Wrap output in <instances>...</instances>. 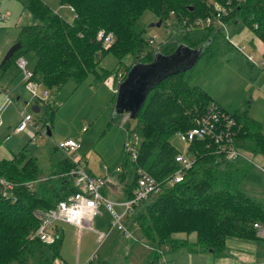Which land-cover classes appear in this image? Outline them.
I'll return each instance as SVG.
<instances>
[{
	"label": "trees",
	"instance_id": "obj_1",
	"mask_svg": "<svg viewBox=\"0 0 264 264\" xmlns=\"http://www.w3.org/2000/svg\"><path fill=\"white\" fill-rule=\"evenodd\" d=\"M61 1L72 7L71 20L43 0L26 1L31 20L19 30L17 40L21 46L0 64V78L15 65L18 56L29 53L35 56L34 78L50 89L69 79L80 83L89 75L102 80L110 72L100 65L107 53L116 56L118 64L128 54L134 62L149 61L154 51L146 47L150 39L138 25L146 9L157 18H170L173 25H182L184 34L179 43L196 47L210 39L206 50L216 42L223 28L214 24L195 25L194 20L212 14L216 4L224 5L227 12L222 19L226 25L238 26L236 33L245 25L264 43V0ZM100 29L113 34L109 46L97 39ZM177 44H166L162 52L170 53ZM42 101L48 105V100ZM212 102L215 101L206 90L189 84L177 73L156 84L136 118L128 120L131 121L126 129L137 135L139 142L137 158L125 156V164L119 163L118 177L125 180V197L133 196L138 168L163 183L161 191L133 206L124 220L126 225L138 228L145 241L203 252L222 251L231 239H261L254 223L264 226V203L250 195L242 183L248 173L245 160H228L215 152L212 140L196 138L188 147L194 162L186 169L184 179L167 181L178 167L174 156L181 151L172 136L196 125ZM230 114L236 120L238 147L249 154H264V132L260 125L242 114ZM50 163L57 167L42 177L36 157L26 156L24 151L10 159H0V178L8 184L0 181V264H53L60 257L63 233L54 227L55 240L47 243L36 229L41 220L39 213L78 190L70 173L76 162L56 145ZM178 232L194 233L195 240L176 237L174 234ZM92 259L85 264H113ZM160 260L155 254L145 264H160Z\"/></svg>",
	"mask_w": 264,
	"mask_h": 264
},
{
	"label": "rangeland",
	"instance_id": "obj_2",
	"mask_svg": "<svg viewBox=\"0 0 264 264\" xmlns=\"http://www.w3.org/2000/svg\"><path fill=\"white\" fill-rule=\"evenodd\" d=\"M26 1L0 0V12L9 13V16L0 18V64L8 48L16 42L21 25L31 20L25 8ZM43 1L62 17L68 20L73 18V10L61 0ZM157 20V16L149 9L144 10L138 19V25L143 28L145 37L153 38V42H148L146 47L154 52L162 51L168 43H179L184 34L182 25H173L172 19L162 20L160 25L155 24ZM237 28L238 26L234 28L231 24L227 25L216 38V42L202 52L196 63L180 74L189 84L206 90L212 99L229 113L252 118L264 132V55L257 44L247 38L250 29L243 25L236 33L234 30ZM234 36L242 37L239 44L245 45L243 50L233 44ZM6 44H9L8 48L5 47ZM248 53H253L252 60L247 58ZM20 56H24L28 61V68L32 69L35 56L31 53ZM131 62L134 61L129 54L118 64L117 57L107 53L102 57L100 65L110 72L102 80L89 75L80 83L69 79L54 89L46 88L41 83L38 86V94L41 95L45 88L48 90V105L42 101L45 99H38L39 111H33L30 106H26L23 113L32 114L33 124L28 125L24 131L15 133L7 145L19 151L24 149L28 156L36 157L37 164L44 174L57 167L55 163L50 165L49 160L54 146L69 137L79 144L74 155L81 156L86 168L96 175H106L110 170L114 171L120 162L125 164L123 143L126 138V126L133 119L123 123L122 114L113 115L115 92L107 87L104 81L111 77L116 88L118 82L126 75V65L129 66ZM14 67V72H17L19 68L16 59ZM3 81L0 79V82ZM23 92V96H28L29 93ZM10 104L12 105L6 106L1 114L4 125L0 127V132L6 128L7 123L14 124L21 119L18 108L13 103ZM19 106L22 107L21 104ZM47 126L51 134L46 133ZM23 133L28 134V138H22L26 136H22ZM171 139L181 150L185 148V143L177 132ZM6 140L5 134H0V148H5L1 145ZM258 154H249L250 159L241 158L246 161L244 165L247 166L248 172L242 183L250 189L247 191L250 195L264 199V192L259 190L264 188V172L257 167V164L264 167V155ZM117 188L119 190L120 185L114 189ZM109 222L110 214L104 203L99 204L98 213L93 217L90 226L78 229L65 222H56L55 227L63 233V238L60 257L53 264H84L91 257L93 261L107 260L113 264H145L155 254L159 258L165 255L179 263L199 260L198 262L209 264H264V238L238 245L234 242L228 243L222 251L207 250L197 253L185 246L175 247L169 243L157 246L145 241L138 228L130 226L129 235L113 228L104 239H100V231H110ZM131 222L132 220L129 221L130 224ZM174 235L179 238L188 237L190 242L195 240L194 233L186 235L184 232H178Z\"/></svg>",
	"mask_w": 264,
	"mask_h": 264
},
{
	"label": "built area",
	"instance_id": "obj_3",
	"mask_svg": "<svg viewBox=\"0 0 264 264\" xmlns=\"http://www.w3.org/2000/svg\"><path fill=\"white\" fill-rule=\"evenodd\" d=\"M226 12V6L216 4L215 11L212 14L204 17H197L194 20V24H214L215 26H219L224 29L227 25L223 21L222 16ZM6 16L7 13L0 12V18H4ZM226 36L229 38L227 31ZM96 37L97 39L102 40L105 46H109L113 41V34L111 32H105L103 29H100L97 32ZM150 42H153V38H150ZM232 42L241 50L245 48L244 44L240 45L239 42L235 40ZM247 58L252 60L253 53H248ZM16 63L21 72L24 87L27 91H29L31 98H48L49 92L46 88L41 92V95L38 94V86L41 82L34 78L33 70L28 68V61L24 58V56H18V58H16ZM104 83L108 85L111 90L114 92L116 91L117 87H114L111 77H108ZM6 98L8 101H11L9 95L7 94ZM122 115L123 123L130 119L129 112L125 111ZM27 124H33V117L31 113H24L22 115L20 122L16 125V129H23ZM177 133L179 138L185 143V148L177 152L174 156L175 161L178 162V167L168 176V183H174L184 179L186 169L191 167L194 162V158L188 153V147L192 140L196 138H209L212 140L216 145L214 149L215 152L217 154H222L228 160H238L241 158L250 159L249 153L238 147L235 141L237 129L234 116L220 107L216 102H212L208 106L196 125L187 130L178 131ZM138 142V136L133 135L126 129V138L123 143V153L130 157V159L135 160L138 156ZM56 145L68 155H71L76 162L70 173L73 175L74 184L78 187V190L69 194L66 198L59 200L58 203L49 210L39 213L41 220L36 229V233L39 237L47 243L53 242L56 234L54 230V227L56 226L55 223L59 221L74 224L78 228L90 226L93 217L98 213V206L101 203L105 204L110 214V226L125 233L126 235H129L130 231L124 223L125 215L132 210L133 206L149 197L150 194L161 191L163 183L157 180L150 172L142 168H138V175L133 196L122 200L111 199L103 193V187L108 180V176L96 175L87 170L79 155H74V152L79 144L73 138L60 140ZM257 167L264 170V167L259 164H257ZM120 169V165H117L114 171H119ZM0 181L8 185L3 178H0ZM31 183L32 181H29V184ZM2 192L3 194H6V190H2ZM117 205L121 206L122 210L116 209ZM254 226L258 229L257 234L261 238H264V226L256 222L254 223ZM99 236L100 238H103L105 234L100 232ZM160 264L177 263L168 260L167 257L163 255L161 257ZM196 264L209 263L201 261Z\"/></svg>",
	"mask_w": 264,
	"mask_h": 264
},
{
	"label": "water",
	"instance_id": "obj_4",
	"mask_svg": "<svg viewBox=\"0 0 264 264\" xmlns=\"http://www.w3.org/2000/svg\"><path fill=\"white\" fill-rule=\"evenodd\" d=\"M161 23L162 18H158L155 22L156 25ZM209 42L210 39L196 47L178 43L170 53L155 51L151 60L133 62L127 69L125 77L117 85L113 115L116 116L126 111L129 112L130 119H135L154 86L168 76L192 67ZM20 46V41L14 42L6 51L2 62L11 57ZM31 108L34 111L39 110L37 103L31 104ZM46 132L51 134L49 126L46 127ZM209 251L212 250L209 249Z\"/></svg>",
	"mask_w": 264,
	"mask_h": 264
},
{
	"label": "crops",
	"instance_id": "obj_5",
	"mask_svg": "<svg viewBox=\"0 0 264 264\" xmlns=\"http://www.w3.org/2000/svg\"><path fill=\"white\" fill-rule=\"evenodd\" d=\"M7 16H9V13H7ZM4 21H6V20H4ZM1 33H2V29L0 28V36H1ZM247 38L252 43L257 44L258 48L261 50V52L264 55V43L262 41H260V40H257V38L254 36V34L250 30H249V33L247 34ZM241 39H242V37H238V36L235 37L234 36V40L237 41V42H240ZM16 41H17V37H16ZM8 46H9V44H6L5 47L8 48ZM0 47H1V45H0ZM14 66L15 65H13L12 67H10V69L7 71V73L5 74L4 77L0 78V79H3L4 80L3 82H0V127H2L4 125V121H3L2 117H1V114H2V112H3V110L5 109L6 106L12 105L10 103H13V105H15L18 108V110L20 112L21 118H22V115L24 114L23 112H25V110H26V106H30L31 107V104L37 103L38 106H39V110H40L39 102L38 101H35L32 98H30V95H29L30 93L24 87V83H23V80H22V77H21V72H20L19 69L17 70V72L16 71L14 72V68H15ZM107 87H108V85H107ZM23 91H26L27 93H29L28 96H23V93H24ZM6 94L9 95L11 101H8L7 100ZM20 104L22 105V107L19 106ZM31 110H33V109L31 108ZM19 120H21V119H19ZM19 120L17 122H15L14 124H8L7 123L6 126H5L6 128L3 131L0 132V134H2V135L5 134V138L7 139L4 142V144L1 145L2 147H5V148H0V159H10L14 155L18 154L20 151L21 152L24 151V149L23 150L20 149V151H19L16 148L13 149V148H11V147H9L7 145L8 144V140H10V138H12L14 135H16L15 133H20V132L24 131L27 128L28 125H31V124H27L23 129L18 130V129H16V125L19 123ZM8 122H10V121H8ZM45 131H46V129H45ZM21 135L22 136L23 135H26V136H24L22 138H28V136H27L28 134L23 133ZM69 138H71V137H69ZM25 154H26V156H28L27 153H25ZM258 155H264V154L259 153ZM79 157L82 160V157L81 156H79ZM50 165H51V163H50ZM85 167H86V165H85ZM262 171L264 172V170H262ZM91 173H93V172H91ZM118 173H119V171L110 170V172L108 174H106L108 176V180H107L106 184L103 187V193L107 197H109L111 199H114V200H122V199H125L126 198L125 197V194H124L125 180L124 181L123 180H120L119 177H118ZM47 174H44V173L41 172V176L42 177L47 176ZM116 182H118L119 184H116ZM118 185H120L119 190H118V188L117 189H114L115 187H118ZM111 186H112V188H111ZM246 187L247 186L245 185V188ZM246 190L248 192L250 191V189L248 187H247ZM259 190L262 191V192H264V188L263 189H259ZM255 198L257 200H260L262 203H264V199H261L258 196L255 197ZM116 209L122 210V207L119 206V205H117L116 206ZM128 214H130V212H128L125 215L124 220H125V218H126V216ZM68 224H71V223H68ZM71 225H74V224H71ZM74 226L77 227L76 225H74ZM126 227L130 231L129 226L126 225ZM78 229H80V228H78ZM112 229L113 228L111 227L110 228V231H108L107 233L106 232H103V231H100V232H103L105 234V236L103 238H100V236H99V238L100 239H104L108 235V233H110L111 231H113ZM100 232H99V234H100ZM119 232H121V231H119ZM119 232H118V234H119ZM233 242L238 245L240 243L242 244V243H245L247 241L239 240V239H231L228 243H233ZM197 253H202V252H197ZM167 259L170 260V261H173L174 260V259H171V258H168V257H167ZM198 261L199 260H197V261L190 260V261L181 262V263H179L178 261L177 262L176 261H173V262H175L177 264H196Z\"/></svg>",
	"mask_w": 264,
	"mask_h": 264
}]
</instances>
